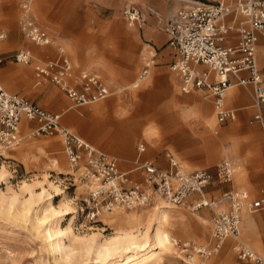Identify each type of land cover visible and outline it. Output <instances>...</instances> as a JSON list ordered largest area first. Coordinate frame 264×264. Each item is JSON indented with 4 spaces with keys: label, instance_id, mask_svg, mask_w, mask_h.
<instances>
[{
    "label": "built area",
    "instance_id": "built-area-1",
    "mask_svg": "<svg viewBox=\"0 0 264 264\" xmlns=\"http://www.w3.org/2000/svg\"><path fill=\"white\" fill-rule=\"evenodd\" d=\"M184 1L185 5L165 19L152 6L137 3L125 4L121 12L126 24L138 30L148 16L161 24L167 45L175 51L169 68L178 76L180 90L184 93L201 90L211 95L219 122L236 117L234 109L224 106L226 90L232 85L229 75L236 77L238 85L252 84L253 104L256 107L264 104V84L256 63L257 39L264 36V0ZM29 4V0L21 4L20 30L36 45H48L51 38L35 21ZM5 38L6 33L0 30V42ZM10 57L22 64H30L33 59L27 49H17ZM5 58L0 53V64ZM242 71L249 76L240 77ZM148 73L149 64H146L138 75V81L144 80ZM34 77L36 84L45 81L55 84L70 100L71 107L98 102L111 94L95 73L80 71L74 75L72 62L62 48H58L56 59L35 66ZM253 119L261 123L264 116L256 113ZM23 123L29 137L59 135L74 176L86 185V191L79 199L74 226L78 231L83 232L102 223L101 216L116 208L143 207L156 198L173 206L188 205L192 211L207 208L211 212L210 242H174L185 254V264H192L189 260L193 255L207 260L219 253L227 237H238L243 209L254 211L264 208V196L249 200L245 192L234 189L222 191L216 199L207 197V186L213 181L231 183L235 167L229 159L216 163L213 171L208 168L187 170L178 159L168 154L166 168L158 167L150 160L136 158L134 172L123 171L116 157L99 150L64 124L62 113L45 109L23 95L7 91L0 81L1 149H11L22 143L26 136L22 133ZM144 149L143 143L137 146L139 153ZM195 194L197 198H193ZM231 248L240 260L264 264V258L245 245L236 242Z\"/></svg>",
    "mask_w": 264,
    "mask_h": 264
},
{
    "label": "rangeland",
    "instance_id": "rangeland-1",
    "mask_svg": "<svg viewBox=\"0 0 264 264\" xmlns=\"http://www.w3.org/2000/svg\"><path fill=\"white\" fill-rule=\"evenodd\" d=\"M23 1L0 0V29L6 33V38L0 42V53L6 58L0 66L29 69L27 72H21L18 81H12L18 88L9 90L23 89L20 93L37 102L41 95L40 91L46 85H53L55 95L64 103L63 107H70V100L52 82L45 81L40 85H34L32 63H16L10 57L17 49H27L35 60H41L56 56L58 48H62L76 72L95 73L111 91L106 99L72 107L70 113L78 116L82 121L89 119L88 117L94 120L122 121L129 116V112L137 113L133 116H138L141 127L132 141V156L123 157L81 135L64 122L63 116L62 122L99 150L118 157L122 168L129 167L136 158L138 153L136 147L140 142H144L146 146L142 156L153 158V154H147V151L150 145L157 147L158 140L152 143L149 136L152 134L154 139H158V128L161 130L164 128L162 119L165 116L166 97L163 90L152 103L150 97L141 98L142 94L150 93L148 90L153 82V73L150 70L146 80L137 79L145 65L151 61L150 55L154 53V49L149 44L153 43V40L146 35V26L140 30L129 27L121 10L128 3L149 5L159 11L161 17L165 19L186 2L184 0H29L32 16L51 38V43L48 45H36L23 36L19 27ZM160 5L165 6L167 12ZM150 23L156 31L164 33L161 24L155 21ZM133 82H137L135 88L129 87ZM127 86L129 88H126ZM119 88L122 89L120 92ZM131 89H134L133 93ZM39 104L47 109H53L49 107H52L50 98H41ZM59 110L61 109L56 111ZM160 110H163L162 113ZM152 114L154 117L150 120ZM28 132L23 125L22 133L26 136L19 146L7 150L0 147V264H101L96 260L95 243L109 240L118 231L145 229V216L162 202L154 207L152 206L155 203H152L129 210H115L103 216L102 223L95 225L91 230L83 233L76 230L74 226L78 217L79 199L87 187L74 176L59 135L29 137ZM164 148L163 140L158 150ZM182 164L187 170L191 169L185 162ZM49 182L54 189H49L47 185ZM55 187L61 190L62 194L57 193ZM42 188L47 190L50 196L49 202L52 209L57 212L55 220H59L61 230L64 231L71 223L74 234L80 238L75 240L70 236L64 237L60 254L49 251L46 242L34 227L32 211H29L23 219L18 215L22 203L29 201L30 193L39 194ZM45 199L38 202L37 215L40 217L47 213L45 207L48 201H44ZM65 206L70 207V210H65ZM32 208L37 209L34 205ZM167 212L169 221L166 227L171 232L173 240L201 244L210 242L211 212L202 216L200 210L192 211L188 205H170ZM137 213H141L144 217L135 222L131 217ZM202 218L206 231H200L199 222L203 220ZM90 237H94V240L89 242L87 239ZM174 248L180 257L169 253L161 254L159 259H155L151 264H185L184 260H187L185 254L177 245ZM119 259L118 256L114 257V260ZM189 261L192 264L201 263L200 257L196 255H193ZM222 262L236 264L235 253L227 245L218 256L212 257L208 264Z\"/></svg>",
    "mask_w": 264,
    "mask_h": 264
},
{
    "label": "crops",
    "instance_id": "crops-1",
    "mask_svg": "<svg viewBox=\"0 0 264 264\" xmlns=\"http://www.w3.org/2000/svg\"><path fill=\"white\" fill-rule=\"evenodd\" d=\"M162 8L167 12L165 6ZM150 21L158 22L155 18L148 16L141 29L146 26V35L153 40V43L149 45L154 49V53H150L151 61L148 63L149 70L153 73V82L151 86L149 85V96L147 94H142L141 98L150 97V102L152 103L158 94L164 90V95L166 97L165 116L164 119H162L164 128L162 130L158 128V139H154V135L152 136V134L149 136V140L152 143L158 140L157 147H152V145H150L147 151V154H153H151L153 158H144L142 156V153L146 150L144 142L140 143H143L145 149L141 153L138 152L136 158L143 160L147 159L158 167L166 168L168 166V154H171L181 163L185 162L188 168H191L188 170L208 168L212 171L216 163L222 159H229L235 167L231 183L219 184L213 181L207 186V197L216 199L219 197L220 193L226 189L243 191L247 194L249 200L264 196V121L260 123L253 119L256 113H260L264 116V104L259 107L253 104V85H238L236 84V77L233 75L228 76L232 85L226 90L224 106L234 109L236 111V117L231 121L219 122L216 118L213 97L211 95H207L206 92L201 90H194L189 93H184L180 90L179 78L176 73L169 68L170 62L175 57V51L167 45L166 34L156 31ZM232 36H234L233 39L235 40V33H233ZM57 57L58 52L54 57H46L41 60H35L33 57L31 62L33 64V73L37 64L56 59ZM256 63L261 74V81L264 84V36L262 35L258 37L256 43ZM22 71L27 72L29 69L27 67L11 69L8 66H0V81L7 91L23 95L20 93L23 89H18V91L9 90L18 88L12 81H18L17 79ZM78 73L79 72H76L73 67V74L77 75ZM239 76L247 78L249 74L246 71H242L239 73ZM136 84L137 82H133L129 87L132 86V88H135ZM34 85H40L35 83V77ZM129 87L127 86L126 88ZM122 89L119 88V92ZM133 92L134 89L131 93ZM40 94L37 102L25 95L23 96L41 107H43L39 104L41 98H50L52 107H49L55 110H48L56 111L57 109H61L56 112L62 113L64 122L81 135L97 143L102 148H106L120 156H132V141L140 132L141 127L137 118L138 116H133L135 114L137 115V113L130 114L131 112H129V116L122 121L94 120L90 117L82 121L78 116L70 113L71 106L68 108L63 107L64 103L55 95L56 91L53 85H46L40 91ZM163 110H160V112L162 113ZM79 115L81 114L79 113ZM151 116L149 117L150 120L154 117L153 114ZM132 117L134 120L131 122L130 119ZM23 124L26 125L25 123ZM30 125H32V123H30ZM150 127H152V125H150ZM163 140L165 148L159 151L158 149L161 143L163 144ZM116 158L118 160V157ZM135 159L132 160L129 167L122 168L119 161L118 166L123 171L131 170L134 172ZM136 176L138 179L140 178L139 173H137ZM193 198H197V195H193ZM158 203L159 201L152 207L157 206ZM205 209L207 211H205ZM199 210L202 216H206L207 213L210 212L207 208H200ZM170 213L175 215L172 211H170ZM204 223V219L199 222L200 231H206ZM236 242L249 247L259 256H264V208L254 211H250L246 208L243 209L241 211L238 237L236 239L227 237L219 253L214 256H218L225 245L231 248ZM212 257L204 261L201 260V263L197 264H208V261ZM235 263L254 264L251 261L240 260L236 255ZM220 264L230 263L222 262Z\"/></svg>",
    "mask_w": 264,
    "mask_h": 264
},
{
    "label": "bare ground",
    "instance_id": "bare-ground-1",
    "mask_svg": "<svg viewBox=\"0 0 264 264\" xmlns=\"http://www.w3.org/2000/svg\"><path fill=\"white\" fill-rule=\"evenodd\" d=\"M132 120H134L133 117L130 121L132 122ZM47 185L49 189H54L52 183L49 182ZM56 190L55 187V191ZM29 192L31 191L29 190ZM57 193L62 194V191L57 190ZM44 198H46L44 201H48V205L45 207L47 213L45 216L40 217L37 215L39 208L38 202L43 201ZM49 200L50 196L44 188H42V192L39 194L31 192L29 201L22 203V207L18 210V215L23 219L29 211H32L34 215V227L46 242L49 251L54 254H60L63 249L62 240L64 237L70 236L75 240H79L80 238L74 234L71 223L64 231L61 230L59 220H55V218H57V212L52 209ZM157 201L162 203H159L157 207H154V209L145 216L144 221L146 222V227L143 231H139L138 229L118 231L115 233V236L109 240L95 243L96 260L101 264H151V262L157 259L161 254L169 253L180 257V254H178L174 248V242L176 240L172 239V234L166 227L169 221L167 209L170 204L161 198H156L154 203ZM33 205L36 206V210L34 209L35 207L32 208ZM65 210H70V207L65 206ZM115 210L123 209L116 208L113 211ZM112 212L103 214L101 220L103 216L111 214ZM142 217L144 216L141 215V213H137L135 216L131 217V220L136 222ZM92 228L94 227H91L89 230ZM87 240L89 242L93 241L94 237H90ZM117 256L120 259L114 260V257L117 258ZM109 259L110 261H107Z\"/></svg>",
    "mask_w": 264,
    "mask_h": 264
}]
</instances>
